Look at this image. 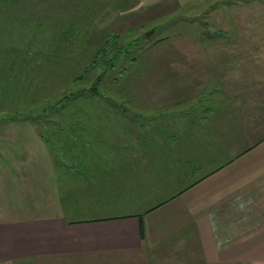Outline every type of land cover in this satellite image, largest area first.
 Returning <instances> with one entry per match:
<instances>
[{
  "label": "rangeland",
  "instance_id": "374dc122",
  "mask_svg": "<svg viewBox=\"0 0 264 264\" xmlns=\"http://www.w3.org/2000/svg\"><path fill=\"white\" fill-rule=\"evenodd\" d=\"M207 107L216 109L213 119H239L202 129L214 151L224 132L221 140L237 142L264 129V0H0V138L15 134L11 125L22 130L18 148L0 143L4 154L34 155L35 127L60 158L80 146L72 136L92 132L80 129L134 123L116 109L147 119L151 110L200 115ZM169 123L161 129L172 132ZM13 195L0 185L6 255L41 247L51 231L9 229L29 213Z\"/></svg>",
  "mask_w": 264,
  "mask_h": 264
},
{
  "label": "crops",
  "instance_id": "0c3cea01",
  "mask_svg": "<svg viewBox=\"0 0 264 264\" xmlns=\"http://www.w3.org/2000/svg\"><path fill=\"white\" fill-rule=\"evenodd\" d=\"M204 110H151L143 119L116 109L134 123L80 129L92 132L72 136L80 146L60 158L38 127L34 155L19 154L22 130L11 125L15 134L0 143L16 152L0 148V185L29 213L9 229L51 231L41 247L0 251V264H264V129L237 142L224 132L214 151L202 129L239 119L236 112L213 119L216 109ZM167 122L172 132L161 129Z\"/></svg>",
  "mask_w": 264,
  "mask_h": 264
},
{
  "label": "trees",
  "instance_id": "16d2710c",
  "mask_svg": "<svg viewBox=\"0 0 264 264\" xmlns=\"http://www.w3.org/2000/svg\"><path fill=\"white\" fill-rule=\"evenodd\" d=\"M140 233H141V238L144 239L145 238V226H144L142 217L140 219Z\"/></svg>",
  "mask_w": 264,
  "mask_h": 264
},
{
  "label": "water",
  "instance_id": "95a60500",
  "mask_svg": "<svg viewBox=\"0 0 264 264\" xmlns=\"http://www.w3.org/2000/svg\"><path fill=\"white\" fill-rule=\"evenodd\" d=\"M209 31H211V32H213V33H217V32H218V30H216V29L213 28V27H209ZM152 32H153V31H150V32L146 33V37H149L150 34H151Z\"/></svg>",
  "mask_w": 264,
  "mask_h": 264
}]
</instances>
